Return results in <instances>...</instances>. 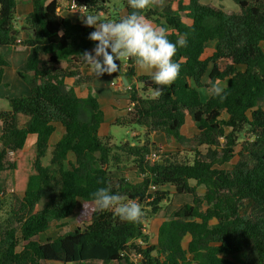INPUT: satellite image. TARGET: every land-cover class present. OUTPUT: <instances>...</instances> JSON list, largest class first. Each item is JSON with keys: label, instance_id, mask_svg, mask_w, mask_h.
I'll list each match as a JSON object with an SVG mask.
<instances>
[{"label": "trees", "instance_id": "1", "mask_svg": "<svg viewBox=\"0 0 264 264\" xmlns=\"http://www.w3.org/2000/svg\"><path fill=\"white\" fill-rule=\"evenodd\" d=\"M21 1L0 0V85L9 66L1 47L30 48L18 69L29 93L9 97L10 108L0 110V173L15 171L23 183L22 195L13 191L11 196L14 221L0 222V264H134L131 256L139 257V264H264V0H234L238 10L232 12L200 0H179L177 8L158 7L154 0L142 10L154 25L166 28L171 42L186 34L187 46L172 58L181 68L170 86L156 85L150 74L136 75L132 58L125 65L124 59L117 61L119 73L102 75L134 78L141 84L129 89V111L114 124L143 127L144 141L117 145L111 136L99 135L104 114L97 97H78L65 83L80 73V55L95 46L88 38L94 28L61 16L56 0H32L25 19L30 36L18 41L12 30ZM76 1L86 5L88 14L107 13L109 0ZM121 1L124 16L134 11L128 0ZM210 41L215 47L204 57ZM216 80L227 83L223 101L203 99L199 89ZM157 88L163 89L162 95L155 94ZM186 117L198 130L193 137L181 133ZM56 124L63 133L51 143ZM151 132L188 144L191 159L160 151L158 160H148L151 150H160L150 141ZM31 134L36 140L25 148ZM124 156L133 158L144 175L141 181L113 178L111 171ZM228 163L231 167H224ZM151 184L156 186L153 192ZM101 187L125 202L139 203L142 218L129 223L113 210L98 212L94 207L81 225L41 240L53 221L71 218L80 201L94 203L92 193ZM172 193L192 200L172 211L158 228L157 243L150 244L145 218L161 210ZM3 194L0 187V200ZM225 254H242V262Z\"/></svg>", "mask_w": 264, "mask_h": 264}, {"label": "clouds", "instance_id": "2", "mask_svg": "<svg viewBox=\"0 0 264 264\" xmlns=\"http://www.w3.org/2000/svg\"><path fill=\"white\" fill-rule=\"evenodd\" d=\"M153 2L128 0L134 11L118 20H105L95 13L83 15V24L94 28L88 38L96 43L90 52L85 51L80 56L92 75L98 78L105 73H119L117 61L132 58L139 69L150 73L156 85L170 86L177 79L181 65L172 58L178 48L187 46V36L183 34L173 43L168 39L165 27L154 25L142 15L141 11ZM226 88V82L216 80L200 90L223 101ZM155 94L162 95L163 89H155ZM92 197L98 212L113 210L121 220L129 223L138 222L143 216L139 203L125 202L124 197L113 194L107 187L98 188Z\"/></svg>", "mask_w": 264, "mask_h": 264}, {"label": "crops", "instance_id": "3", "mask_svg": "<svg viewBox=\"0 0 264 264\" xmlns=\"http://www.w3.org/2000/svg\"><path fill=\"white\" fill-rule=\"evenodd\" d=\"M56 1L59 3L58 13L61 16L70 19L72 23L83 24V22H82V20L84 18L83 15H87L88 14L87 11L84 13H81V12L69 9L70 0H56ZM206 1L207 0H200V2L202 4H206ZM183 2L187 3L188 1L187 2L183 1ZM31 11H32V0H22L16 6L15 15H14L15 17L13 20L12 33L16 34L18 41H23V40L29 38V36H30V29L25 24V19L30 14ZM123 13H124V15H126L125 7L123 8ZM100 14H101V12H100ZM185 19L186 18L184 17V20ZM187 20H188V22L186 20L185 21L188 24H190L191 19L187 18ZM263 45L264 44H262V46ZM93 48L94 47L90 48L88 51L90 52ZM263 49H264V47H263ZM1 53L4 57V59L9 63V66H7L4 70L3 84L0 85V110H8L10 108L9 100H8L9 97L26 95L29 93L28 87L26 86V84L24 83V81L21 79V77L18 74V69L22 64L25 63V61H26V59L30 53V48L25 46V45H21V44L13 45V46H3V47H1ZM42 57L47 58L46 56H42ZM226 62L227 61L225 60L224 64ZM123 63H124V65L126 64V62H124V61H123ZM134 70H135L136 75L150 74L147 71H143V70L139 69L138 66L135 64V62H134ZM79 71H80V73L78 75H74L72 77H67L65 79V83L68 87H70L74 90L75 94L78 97L85 98L89 95V93H94V95L97 97L100 109L103 111V114H104V122L100 126L99 135H101V136L109 135L112 137V141H113V139H114L113 133H116V130L112 128V124L115 123V121L118 117H122V116L126 115L127 112L129 111V108H130L128 91H129V89H131L135 85H138L140 87L141 84H137L135 82L134 78H132L130 80L126 79L127 82L125 83L124 80L122 79V76L117 77L116 81H114L113 78L107 77V76H100V77L96 78L94 75H92L90 73L88 68L83 63L79 67ZM83 77H89V78L84 79ZM222 82H224V81H222ZM11 84L15 88H13L11 86ZM4 88H6V89H4ZM200 89H202V88H200ZM200 89H199V92H201ZM204 97L205 98H203V97L202 98L206 99L208 97V95L205 94ZM222 118H226V116L223 114ZM187 119H188V117H186V121H185L183 127L187 123ZM189 120L192 122V120L190 118H189ZM193 125L195 126L194 123H193ZM183 127L181 129V133L186 137H190L188 135H185L182 132ZM195 128H196V126H195ZM0 132H1V122H0ZM56 132H59L58 135L60 138L62 133H63V127L60 124H56V130L50 138L51 143H54L59 139L58 138L57 140L53 141V136H55ZM196 133H198V130ZM144 134H145V129L143 127H141L139 130L133 128V131L131 132L132 139L130 140L128 137H126L124 140L131 142V144H134L135 142H138V141L143 142L144 141ZM148 136L150 138V141L155 143L160 148V150H162V148L163 149L165 148V145L163 143V139L166 140L167 138L163 134H156L154 132H151ZM35 140H36L35 134L29 135L26 139V144L24 145L25 148H29L35 142ZM170 140H171V145H174V148L171 150L175 151L177 148L176 143H175L176 141H174L173 139H170ZM172 151H169V152H172ZM225 165H224V167H225ZM166 188L170 192H174V189L172 187H170V186L164 187V189H166ZM199 192H201V191H199ZM178 195H185V194H174V197L178 196ZM172 200L174 201V199H172ZM167 201H169V200H167ZM183 203L177 202L175 204V207L172 210H170V212L165 213V215H166L165 217L161 216V218H160V217L152 216L153 223L155 225H157V230L155 232L156 243H157V231H158V228L161 225V223L167 217L170 216V214L172 213L173 210H175L178 206H180ZM189 240H190V236L189 235L185 236L184 240L182 241V245L184 248H187ZM156 243L150 242V244H154V245ZM224 256L230 258L228 254H225ZM189 257H191V255H189ZM131 258H132V260L135 261V264H139V262L136 261V260L139 261V257L131 256ZM123 264H128V263H123Z\"/></svg>", "mask_w": 264, "mask_h": 264}, {"label": "rangeland", "instance_id": "4", "mask_svg": "<svg viewBox=\"0 0 264 264\" xmlns=\"http://www.w3.org/2000/svg\"><path fill=\"white\" fill-rule=\"evenodd\" d=\"M185 2H187L188 0H183ZM177 2L178 0H156L155 4L160 7L163 6L165 4H170L172 5L174 8L177 7ZM206 4H212L215 6H222V8L227 11V12H232L235 10H238V5L234 2V0H207ZM107 9V13L101 12V14H99L101 17H103L104 19L109 18V20H115V17L117 15H119V17H123L124 13H123V3L121 0H109V3L105 6ZM187 22V18L185 19ZM215 47V42H208L206 44V52L204 54V57L209 56L213 49ZM264 47V45H263ZM125 62V60H124ZM220 65L223 66L224 65V61H220ZM210 71V68L208 70V73ZM208 73L204 76L203 80L205 82H208ZM84 79H88L89 77H83ZM12 86V84H11ZM13 88H15L14 86H12ZM6 89V88H4ZM202 97L205 98V93L204 92H200ZM94 95V93H92ZM112 128L116 130V133H113L114 135V145H117V142H121L123 141L126 137H128L130 140L132 139L131 136V132L133 131V128L139 130L141 127L139 125H118V124H112ZM182 132L185 135H188L190 137H193L197 130L195 128V126L193 125V123L189 120V117L187 119V123L185 124V126L183 127ZM59 132L55 133V136H53V141L57 140L59 138ZM112 141V142H113ZM163 143L165 145V148L162 150L164 152H169L172 151L171 149L174 148V145H171V140L170 139H163ZM176 143V150L172 151V153H174L176 155V157L179 158H186L187 160L191 159V157L189 156V151L191 150V147L186 144V145H181ZM178 149V150H177ZM193 149V148H192ZM156 151L158 152V159L160 158V151ZM152 151L155 150H151L150 153ZM148 153V154H150ZM147 154V155H148ZM146 155V158H147ZM173 155V154H172ZM48 158H49V154H47V157L44 158V164H47L48 162ZM225 167H231V164H226ZM112 176L113 178H119L121 176H124L125 179L130 182V183H137L139 181H141V179L144 177V175L142 173H140L138 171V169L136 168V166L133 164V158L124 156L122 158V163L120 165H118V168H114L112 171ZM153 184H151L149 186V191L153 192L154 188H152ZM0 187L2 188L3 191V196L1 197L0 200V222L3 225H7L10 224L14 221L13 215H12V208L10 206V201H11V196L13 195V193L17 194V195H22L21 191L23 189V183H20L19 179L17 178V174L15 171H11L9 169H6L4 171H2L0 173ZM167 189V188H166ZM199 191L204 192V187L203 186H199L198 188ZM15 191V192H13ZM13 192V193H12ZM173 195V196H172ZM170 196L169 201H165L162 203L161 205V210H159L156 214L152 215L154 217H160L161 216H166L165 213L166 212H170V210H172L175 207V204L178 203H183V202H191L192 197L190 195H178L174 197V194H172ZM18 197V196H17ZM181 197V198H180ZM174 199V201L172 200ZM180 199V200H179ZM249 203L246 204V207L243 208L241 210L242 213H245L248 209ZM42 207V202L38 203L37 208H41ZM95 207L94 203H85L80 201L78 203V207L77 210L75 212V214L66 220H63L62 222H58V221H53L50 228L47 230L46 233H44L43 235H41V240L44 241L46 239L47 236L50 237H56L58 235H61L63 233H65L68 230L73 229L74 227H76L77 225H81L84 221H87L89 219L90 213L93 210V208ZM144 209H148L147 206L144 204L143 205ZM159 214V215H158ZM152 216H149L145 218L144 221V226H145V233H147L149 235V241L151 243H156L155 240V232L157 230V225H155L153 223V219ZM139 243H141V240H138ZM229 257L238 262L241 263L242 259H243V255L242 254H235V255H229ZM137 262H139L138 260H136ZM133 263L135 264V261L133 260Z\"/></svg>", "mask_w": 264, "mask_h": 264}, {"label": "built area", "instance_id": "5", "mask_svg": "<svg viewBox=\"0 0 264 264\" xmlns=\"http://www.w3.org/2000/svg\"><path fill=\"white\" fill-rule=\"evenodd\" d=\"M69 9L74 10V11H78L81 13H84L87 11V7L84 3H78L76 0H70L69 2ZM147 159L150 161H155L158 159V154L155 151H152L149 155H147ZM152 188H154L153 190L156 189L155 185L151 186Z\"/></svg>", "mask_w": 264, "mask_h": 264}, {"label": "water", "instance_id": "6", "mask_svg": "<svg viewBox=\"0 0 264 264\" xmlns=\"http://www.w3.org/2000/svg\"><path fill=\"white\" fill-rule=\"evenodd\" d=\"M122 79L124 80L125 83L127 82L125 76H122ZM113 80L116 81V78L114 77Z\"/></svg>", "mask_w": 264, "mask_h": 264}]
</instances>
